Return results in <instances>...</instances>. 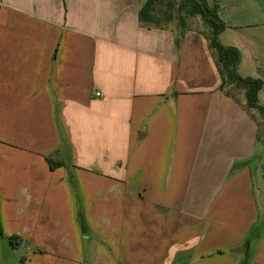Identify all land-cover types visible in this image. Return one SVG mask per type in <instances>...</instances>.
<instances>
[{
    "label": "crops",
    "instance_id": "obj_1",
    "mask_svg": "<svg viewBox=\"0 0 264 264\" xmlns=\"http://www.w3.org/2000/svg\"><path fill=\"white\" fill-rule=\"evenodd\" d=\"M206 1L264 105V0ZM138 8L0 0V264H264V146L210 29L177 47Z\"/></svg>",
    "mask_w": 264,
    "mask_h": 264
},
{
    "label": "trees",
    "instance_id": "obj_2",
    "mask_svg": "<svg viewBox=\"0 0 264 264\" xmlns=\"http://www.w3.org/2000/svg\"><path fill=\"white\" fill-rule=\"evenodd\" d=\"M137 15L139 23L146 28H162L171 25L177 47L188 30L186 20L199 17L210 29L209 46L216 54L217 67L221 76L219 90L234 99L236 98L232 92V87L241 90L244 99L242 107L254 122L256 123V119L251 114V110H255L261 117H264V105L258 102V94L263 82L260 79L243 77L239 74L238 69L241 60L239 50L233 46L223 45L219 41L218 36L225 29V25L218 16L216 5H210L206 0H139ZM175 23L176 26H174ZM256 135L259 142H264L258 132ZM49 163L51 168L60 165L51 160ZM3 235L0 222V237Z\"/></svg>",
    "mask_w": 264,
    "mask_h": 264
},
{
    "label": "rangeland",
    "instance_id": "obj_3",
    "mask_svg": "<svg viewBox=\"0 0 264 264\" xmlns=\"http://www.w3.org/2000/svg\"><path fill=\"white\" fill-rule=\"evenodd\" d=\"M186 24L188 27L192 28V29H196V30H204L206 29L207 27L205 26V24L198 18V17H195V18H188L186 20ZM174 26H176V23L174 24ZM232 92L234 94V96L236 98H239V99H243V94H242V91L241 90H237V89H234L232 87ZM252 112V115L255 117V121H256V126H257V132L261 138V140H264V117H261L255 110H251ZM264 146V142L261 141L259 143V147L260 146ZM264 154V152H263ZM261 162H264V156L263 157H255L253 158L252 162H251V167L254 170H258V167L260 168V164ZM259 172H261L259 170ZM24 252V250L21 248L19 249L17 252H16V255H19V259L21 258L20 255H22V253Z\"/></svg>",
    "mask_w": 264,
    "mask_h": 264
},
{
    "label": "built area",
    "instance_id": "obj_4",
    "mask_svg": "<svg viewBox=\"0 0 264 264\" xmlns=\"http://www.w3.org/2000/svg\"><path fill=\"white\" fill-rule=\"evenodd\" d=\"M96 97H99L100 96V93L99 92H95L94 94Z\"/></svg>",
    "mask_w": 264,
    "mask_h": 264
}]
</instances>
